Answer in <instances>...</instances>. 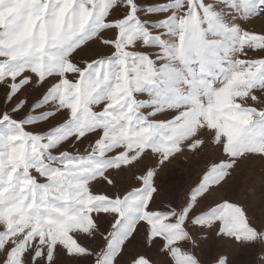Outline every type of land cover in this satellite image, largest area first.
Instances as JSON below:
<instances>
[{"label": "snow or ice", "instance_id": "snow-or-ice-1", "mask_svg": "<svg viewBox=\"0 0 264 264\" xmlns=\"http://www.w3.org/2000/svg\"><path fill=\"white\" fill-rule=\"evenodd\" d=\"M261 14L0 0V264H264V211L219 195L264 160ZM185 153L215 155L177 204L161 174Z\"/></svg>", "mask_w": 264, "mask_h": 264}, {"label": "rangeland", "instance_id": "rangeland-1", "mask_svg": "<svg viewBox=\"0 0 264 264\" xmlns=\"http://www.w3.org/2000/svg\"><path fill=\"white\" fill-rule=\"evenodd\" d=\"M244 27L249 31L260 33L264 30V14L258 15L255 19L247 22ZM82 55L88 54L84 53ZM3 95V91L0 90V97H3ZM257 95H260V93L257 92ZM139 98L146 99L147 97L146 95H140ZM59 122L61 121H53L51 125H46L45 130ZM214 155L213 153H201L190 156L185 153L173 160L161 174L164 184L163 197L166 200L174 198L177 204L182 203L185 194L196 184L201 171L214 158ZM40 182L43 183L44 181L41 180ZM219 195H229L234 201L252 206L259 218L262 211H264V160L250 159L242 161L229 180L226 191ZM196 254L198 256L201 254L199 248L196 250Z\"/></svg>", "mask_w": 264, "mask_h": 264}]
</instances>
